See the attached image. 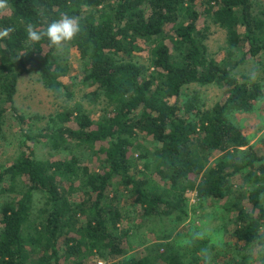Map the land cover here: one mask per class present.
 <instances>
[{
    "label": "trees",
    "instance_id": "obj_1",
    "mask_svg": "<svg viewBox=\"0 0 264 264\" xmlns=\"http://www.w3.org/2000/svg\"><path fill=\"white\" fill-rule=\"evenodd\" d=\"M257 1L9 0L11 11L0 15V28L15 31L0 40V130L8 112L21 125L25 121L14 106L24 74H38L55 98L71 97L62 80L67 60L46 39L28 41L25 31L28 23L43 30L62 12L79 17L81 31L69 45L82 64L80 83L109 109L92 119L74 103L49 116L46 130L20 129L24 143L42 141L55 154L40 161L26 148L0 168V264H81L91 256L108 264H151L145 257L119 261L130 237L129 229L117 227L121 188L142 217L180 222L186 192L203 201L224 199L237 179L249 190L246 205L235 212L231 247L264 245V155L231 119L263 99L260 84L239 72L248 59L264 57V7L254 14ZM201 7L225 31L221 62L207 55ZM145 48L147 75L130 61ZM190 84L218 87L223 101L210 110L181 102ZM141 137L153 143L142 167L133 156ZM77 150L88 160L82 162ZM153 175L167 189H159ZM35 194L44 203L29 227ZM162 260L188 264L172 256Z\"/></svg>",
    "mask_w": 264,
    "mask_h": 264
},
{
    "label": "rangeland",
    "instance_id": "obj_2",
    "mask_svg": "<svg viewBox=\"0 0 264 264\" xmlns=\"http://www.w3.org/2000/svg\"><path fill=\"white\" fill-rule=\"evenodd\" d=\"M264 7V0L255 2L253 13L260 14ZM203 8L199 9L200 13ZM201 28H207V55L209 58L221 62L225 57L226 39L225 31L211 23L206 14L201 13L199 20ZM59 54L67 60V76L62 80L69 86L71 97L55 98L40 81L36 73L24 74L18 79L14 106L16 113L24 118L21 125L11 112L5 116V122L0 130V168L9 166L21 152H27L31 148L35 159L43 161L53 158L54 152L50 147L38 142H23L20 129H28L32 133L48 129L49 116L55 114L61 108L78 103L85 113L92 119H97L109 108L103 98L90 96L91 89L80 83L82 64L78 53L66 45ZM130 61L136 63L148 74L149 56L145 48L142 52L135 53ZM257 72L255 80L250 79L251 73ZM239 72L245 74L250 81L260 84L263 99L255 104L249 113H234L231 116L233 123L243 132L249 144L264 155V57L248 59ZM223 90L216 86H200L190 84L183 87L180 95L181 102L196 103L199 108L210 110L216 104L223 101ZM149 139L138 138L134 158L140 163V167L146 164L145 155L152 147ZM77 154H76V153ZM74 154L79 156L82 162L88 160L87 153L77 150ZM141 157L142 159H140ZM151 168L152 159L149 160ZM149 172H146L148 175ZM154 181L158 188L167 189V185L159 181L154 175ZM232 195L220 200H201L193 191L184 195L186 216L180 222L173 218H144L134 198L127 191H119L118 207L121 218L117 227L129 229L128 247L126 254L119 261H126L132 257L148 258L151 264H165L162 258L183 259L188 264H203L202 252L207 250L212 254L211 264H264V251H258L262 245H251L239 251L231 247V233L234 229L233 219L238 207H244L247 201L249 188L241 184L240 179L234 181ZM18 187L20 183H16ZM44 199L35 194L33 198L32 214L28 223L33 227L39 217V209L42 208ZM264 209V197L261 201ZM264 246V245H263ZM110 261V260H109ZM108 264V259L91 256L82 260L81 264ZM64 264H72L71 261Z\"/></svg>",
    "mask_w": 264,
    "mask_h": 264
},
{
    "label": "clouds",
    "instance_id": "obj_3",
    "mask_svg": "<svg viewBox=\"0 0 264 264\" xmlns=\"http://www.w3.org/2000/svg\"><path fill=\"white\" fill-rule=\"evenodd\" d=\"M11 11L9 0H0V15H6ZM43 15V13H41ZM15 31L14 27L0 28V40L7 38ZM27 40L33 44L39 43L46 39L49 46L57 52L62 51L64 47L70 44L80 33L79 17L69 15L62 12L58 19L52 20L47 26L40 30L32 23H28L25 27ZM257 72L253 71L250 79L255 80ZM258 251H264V246H260ZM203 264H211L212 254L207 250L202 252Z\"/></svg>",
    "mask_w": 264,
    "mask_h": 264
},
{
    "label": "built area",
    "instance_id": "obj_4",
    "mask_svg": "<svg viewBox=\"0 0 264 264\" xmlns=\"http://www.w3.org/2000/svg\"><path fill=\"white\" fill-rule=\"evenodd\" d=\"M98 264H102L101 262H98Z\"/></svg>",
    "mask_w": 264,
    "mask_h": 264
}]
</instances>
